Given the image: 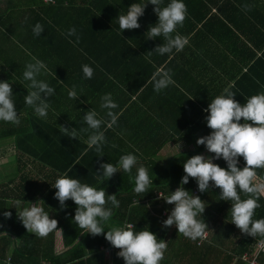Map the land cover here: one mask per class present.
I'll return each instance as SVG.
<instances>
[{
  "label": "trees",
  "instance_id": "1",
  "mask_svg": "<svg viewBox=\"0 0 264 264\" xmlns=\"http://www.w3.org/2000/svg\"><path fill=\"white\" fill-rule=\"evenodd\" d=\"M54 2L0 0V81L11 84L20 118L19 125L0 121V141L10 140L16 150L3 156L13 158L7 166L14 164L18 168L15 179L0 183V264H7L8 260L9 264H124L117 256L119 249L114 248L104 234L93 237L73 222L76 205L72 200L66 201V208H60L52 185L65 173L97 190L104 189L107 195H116L119 207L112 208L113 215L104 225L105 232L112 227L133 225L134 232L149 230L167 242L160 264H246L242 257L255 253L258 241L264 236L241 233L231 222V202L220 200L219 188L212 187L201 193L191 177L183 185L190 195L205 201V212L198 217L208 226L207 238L202 241L185 238L175 225L163 227L162 222L174 205L167 204L162 197L180 186L185 175L183 163L193 155L207 152L203 145L196 144L198 138L211 133L204 109L224 90L216 86L218 69L209 67L208 62L218 58V54L229 59L246 56L247 63L256 59V65L250 66L244 76L234 75L233 70H229V75H234L236 80L240 78L237 84L227 83L224 88L233 85L234 99L241 104L264 92V0H183L193 9L204 5L206 13L199 18L191 13V21H184L176 33L186 37L188 44L180 52L173 50L165 55L154 52L164 42L162 37L147 39L149 27L158 21L155 6L150 3L138 20L139 29L122 33L119 29L118 16L126 14L131 4H144L147 0ZM169 2L163 0L161 7ZM209 5H219L221 16L212 14ZM74 9L77 10L75 16ZM37 23L44 28L40 36L33 34ZM71 28L76 29L75 35H68ZM60 35L65 38L61 42ZM212 35L223 39L212 41ZM202 40L211 44L201 46ZM213 44L219 45L220 50ZM251 45L262 52L260 57ZM76 46L77 54H72ZM33 57L42 61L47 69L42 70L37 79L55 90L46 98L50 105L47 118L38 117L34 109L24 103L31 89L23 72L28 63L34 62ZM85 64L94 69L91 79L84 77L82 65ZM196 67L203 72V77ZM167 70L175 83L157 93L151 78L157 71ZM185 73L192 84L183 80ZM250 84L254 91L243 92ZM74 86L79 96L77 100L68 96ZM107 93H111L118 104V108L112 110L118 114V120L112 127L101 126L106 143L102 153H97L86 143L91 130L81 131L87 128L83 115L90 109L95 110L97 118L109 122L108 110L101 108V97ZM61 125L76 128L77 139L63 135L59 131ZM182 126H185L183 131ZM182 139L189 141L194 152L176 156L167 166L162 165L159 155ZM129 153L137 157L131 174L121 171L109 180L101 178V163L117 165L119 158ZM213 163L227 168L222 158ZM140 166L147 168L153 184L148 192L136 194L135 175ZM244 166L245 161L240 157L238 167ZM256 171L258 178L264 179V169ZM240 195L242 199L247 198L243 193ZM16 200L21 201L17 211L38 202L50 219L58 221L67 248L65 253H57L60 231H53L46 238L27 232L17 217ZM258 203L260 207L255 210L253 220L264 219V196ZM107 207L112 205L109 203ZM5 211L12 213L11 218L4 217ZM101 247L112 248L109 260L100 252ZM259 262L264 264V254Z\"/></svg>",
  "mask_w": 264,
  "mask_h": 264
},
{
  "label": "clouds",
  "instance_id": "2",
  "mask_svg": "<svg viewBox=\"0 0 264 264\" xmlns=\"http://www.w3.org/2000/svg\"><path fill=\"white\" fill-rule=\"evenodd\" d=\"M149 3L155 6L153 10L158 21L154 26L149 27L147 39L155 40L162 37L164 41L155 48L154 52L165 55L171 54L173 50L182 51L188 40L173 33L177 32L178 27L183 26L186 19L187 8L183 0H170L164 7H161L163 0H147L144 4H131L127 13L117 18L121 33L124 30L141 27L138 20L144 15ZM245 8L250 10V6L246 5ZM43 31L44 28L40 23L33 27L35 36H40ZM75 34V28L69 29L68 35ZM78 40L79 37L77 42ZM33 61L25 66L23 72V78L30 82L28 87L31 89L24 97V103L33 108L38 117L47 118L50 105L46 98L52 96L55 90L48 83L37 79L42 70H47L46 65L35 57ZM82 71L86 79H91L94 75V69L87 64L82 65ZM151 79L153 89L157 93L175 83L170 70L157 71ZM232 87L233 85L224 88L223 94L214 98L204 109L208 113L206 123L211 133L198 138L196 144L203 145L207 152L213 155L209 157L193 155L188 158L183 163L185 175L180 181V186L167 197H162L167 204L174 205L167 219L162 222L163 227L170 228L175 225L178 233L192 241L206 239L208 226L204 220L198 219L205 212V201L199 196L190 195L183 187L189 182L190 177L196 181L198 191L201 193L209 191L212 187L220 189V200L231 202V222L242 234L252 237L264 236V219L253 220L255 210L260 207L258 200L264 196V179L258 178L256 171L264 169V92L251 96L246 103L241 104L234 99L235 93L231 91ZM68 96L70 99H78L75 86L69 91ZM101 101V108L108 110L107 116L110 121L97 118V112L90 109L83 115L87 128L81 129L83 132L91 130L86 143L89 149L94 148L97 153H102L103 145L106 143L101 126L106 124L107 127H112L118 120V114L112 111L118 108V104L113 101L111 93L103 95ZM242 119L243 123H241ZM0 121L20 124L13 99V89L7 81H0ZM59 131L70 139L78 137L76 128L69 129L61 125ZM240 157L245 161L243 168L238 167ZM221 158L226 162L227 168H221L213 163V160ZM136 165L135 155L130 153L122 155L117 165L100 164L101 178L109 180L115 173L121 171L131 174ZM152 184L153 180L147 168L138 167L134 192L136 194L148 192ZM52 186L56 189L54 198L59 201L60 208H66V201L72 200L76 205L73 222L93 237L104 234V238L114 248L119 249L117 256L123 259L124 264H160L164 259L167 242L158 239L149 230L134 232L133 225H128L112 227L105 232L104 225L113 215L112 208L119 207L116 195H107L104 189L97 190L86 183H81L79 179L70 178L68 173L56 179ZM240 193L247 198L242 199ZM109 203L112 207H107ZM20 205L21 201L16 200L17 217L27 232L35 234L38 238H46L53 231H62L58 229V221L50 219L40 203H30V207L17 211ZM3 215L11 218L12 213L5 211ZM109 251H112V248L100 249V252L105 254Z\"/></svg>",
  "mask_w": 264,
  "mask_h": 264
},
{
  "label": "crops",
  "instance_id": "3",
  "mask_svg": "<svg viewBox=\"0 0 264 264\" xmlns=\"http://www.w3.org/2000/svg\"><path fill=\"white\" fill-rule=\"evenodd\" d=\"M72 1L73 2H78L79 0H72ZM209 7L211 8L212 14H218L219 16H221V14L219 13V5H209ZM186 8H187V14H186L185 23L191 21L190 19L192 17V15H191L192 12L194 14H196L197 18L203 17V15L206 13V10H205L206 7L204 5H202V4L197 6L195 9H193L190 5H186ZM227 10H229V8ZM76 12H77V10L74 9V11H73L74 16L77 14ZM79 12H81V11H79ZM106 17H109V12L108 11H106ZM213 19H215V18H211V20H213ZM215 24H218V22H215ZM214 37H216V38H214ZM64 39L65 38H63V36L60 35V42L63 41ZM215 39L222 40L223 37H219L217 35H212V41L215 40ZM71 41L73 42L74 45H77V42H75V40L71 39ZM199 44L201 46H204V45H210L211 42L208 41V40L207 41H203L202 40L201 42H199ZM223 44L224 45L226 44L225 40H223ZM214 46H216L219 49V45H214ZM196 48H197V46L194 47V49H196ZM251 49L254 50V52L258 54V57L261 56L262 52L258 51L257 46H254V45L252 46L251 45ZM225 50H228V48H226ZM72 54H77V46L73 50ZM188 54H189V52H188ZM246 58H247L246 56H243V57L239 56V57H236V58L229 59L228 56H226L224 54H218V58H216L214 60H210L208 62L209 63L208 66L209 67H216L218 69L217 75H218L219 81L216 83V86L217 87L220 86L222 89H224V87H225V85L227 83L237 84V82H238L240 77H238V79L236 80L234 75L240 73V76H244L248 72V69L250 68V66H252V65L255 66L256 65V59L252 60L250 63H247ZM197 69L200 71V77H203L204 76L203 72L199 68H197ZM229 70H233L234 75H229V74H231V72H228ZM183 75H184L183 76V80L185 82H189V84H192V83H190L191 80H190L189 76L187 75V73H185ZM194 75L195 74L193 73V76ZM254 75L255 74H253V77H254ZM209 77H210V75L208 76V78ZM246 86H247L246 88H243V92H245L246 89H248L249 91H252V92L254 91V89L252 88L251 84L250 85H246ZM176 93L178 94V92H176ZM204 113H206V112L204 111ZM179 126H180V124H179ZM180 129L183 131L185 129V126H182ZM179 145H180V148H179ZM193 152H194V147L189 145V141L187 142L185 139H182V141H176V142H174V144H170L159 155L158 159L162 162V165L167 166L169 161L172 158H174L176 156H179L181 154H186V155L187 154H192ZM204 156L209 157L210 153L206 152L204 154ZM10 163H11V160L7 164H10ZM16 169L18 170V168H16ZM8 170H10V168H0V172L1 173L2 172H6ZM15 178H16V174L15 175H7V176H4V177L0 176V183L8 182V181H10L12 179H15ZM66 251H67V248L65 247L64 236H63L62 231H60L58 233L57 253L58 254H63ZM105 255H112V251L106 252ZM249 255H252V254H249ZM110 258H111L110 256H106V259L109 260Z\"/></svg>",
  "mask_w": 264,
  "mask_h": 264
},
{
  "label": "rangeland",
  "instance_id": "4",
  "mask_svg": "<svg viewBox=\"0 0 264 264\" xmlns=\"http://www.w3.org/2000/svg\"><path fill=\"white\" fill-rule=\"evenodd\" d=\"M12 153H16V150L14 148V145H12V142L10 140L6 142V139L1 140L0 141V168H10V170L6 172H2V173L0 172V176L2 177L7 176V175H15V174L16 176H18V170L16 169L17 167H15L14 164L12 166L6 165L13 158L12 157L9 158L8 156H3V155H11ZM106 256H110V255H106Z\"/></svg>",
  "mask_w": 264,
  "mask_h": 264
},
{
  "label": "built area",
  "instance_id": "5",
  "mask_svg": "<svg viewBox=\"0 0 264 264\" xmlns=\"http://www.w3.org/2000/svg\"><path fill=\"white\" fill-rule=\"evenodd\" d=\"M46 3L48 4H54V0H45ZM264 254V240H260L257 244L255 254L249 255L246 254L243 257V260L246 264H260L259 258L261 255ZM10 263V260H8V263Z\"/></svg>",
  "mask_w": 264,
  "mask_h": 264
}]
</instances>
